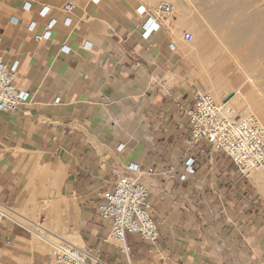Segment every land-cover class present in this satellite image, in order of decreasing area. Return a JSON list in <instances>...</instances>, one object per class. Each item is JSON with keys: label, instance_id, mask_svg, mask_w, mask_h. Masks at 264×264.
Wrapping results in <instances>:
<instances>
[{"label": "crops", "instance_id": "crops-1", "mask_svg": "<svg viewBox=\"0 0 264 264\" xmlns=\"http://www.w3.org/2000/svg\"><path fill=\"white\" fill-rule=\"evenodd\" d=\"M150 1L0 0V55L18 61L14 85L24 93L16 113H0V202L29 211L32 173L47 167L54 225L108 264H264V198L225 156L188 144L187 113L211 84L176 17L142 38L136 9L151 12ZM125 175L148 188L159 227L154 245L127 235L128 255L96 211ZM0 264L54 263L4 221Z\"/></svg>", "mask_w": 264, "mask_h": 264}, {"label": "built area", "instance_id": "built-area-1", "mask_svg": "<svg viewBox=\"0 0 264 264\" xmlns=\"http://www.w3.org/2000/svg\"><path fill=\"white\" fill-rule=\"evenodd\" d=\"M99 1L90 0L94 5ZM74 7L73 1H67L63 11L69 13ZM173 13L174 6L166 1H159L151 12L143 5L137 7L136 14L145 17L142 38L147 39L156 32ZM48 37L49 33H45L37 36L36 41ZM184 39L191 43L193 36L187 33ZM170 48L173 50V45ZM17 68L18 61L6 64L0 55L1 114L16 113L24 98V93L14 85ZM187 127L190 146L205 144L211 151L222 154L242 178L247 179L251 172H264V128L253 114L237 112L226 105V101L218 104L211 95L199 93L187 113ZM194 162V159H189L185 164L188 175L194 174ZM126 171L137 173L139 167L129 164ZM149 196L148 188L141 181L125 175L115 182L97 205L99 218L110 227V243L117 246L123 255L129 253L127 235L138 236L147 245H154L158 241L159 227L150 210ZM11 212V207L0 202V225L10 221L19 225L18 228L27 230L10 217ZM50 257L54 264H108L97 256L91 246L58 245Z\"/></svg>", "mask_w": 264, "mask_h": 264}, {"label": "bare ground", "instance_id": "bare-ground-1", "mask_svg": "<svg viewBox=\"0 0 264 264\" xmlns=\"http://www.w3.org/2000/svg\"><path fill=\"white\" fill-rule=\"evenodd\" d=\"M170 1L176 3L178 8H180V10L185 13L187 12L186 8L188 6V2H198L200 0ZM201 2H204L203 5L201 4ZM199 4L204 8V13H198L199 17L206 21L204 22L202 27L193 28L196 42L192 45V52L197 62H200V69L202 70L203 74L206 75V79L210 81L211 91L215 100L219 103H222L223 97H220L219 92L224 91L226 93L225 95L227 99L226 105L231 108L237 107L236 110L253 114L257 118L261 126L264 128V98H260L258 96V90L256 89H252L246 95L242 94L240 91L245 84H249L254 87L251 75V73L253 72L252 69L257 65L264 63V26L263 28H252L249 27V25L240 26V24L250 22L251 19V17H249L245 13L246 10H240V6H238L236 10L232 9L227 11H220L214 0H201ZM186 19V21L183 20L182 24L189 27V25L194 22L195 17H188ZM220 20L233 23L234 25L231 27L220 24ZM255 20L258 23L264 22L263 10L261 13L257 14ZM253 35H256V38H253L255 37ZM213 44H216L218 48H222L227 53H233V49L235 47L240 48V46L243 45H247L250 48V51L246 53L243 60H240L239 55L232 56V62L234 65H236L235 73L217 74V68L223 66L225 64V60H220L217 63L211 65V59L206 56L205 53L206 49ZM254 59L260 60H258V62H254ZM246 64H248V66H245ZM236 75L241 76L243 78V82L239 86V88L231 89V84L235 80ZM229 88L231 89L230 91H228ZM250 174L248 177H250ZM254 177L255 180L260 182V190L264 193V179H262L258 175ZM10 217L20 219L26 224L30 222V220L22 217L15 210L10 213ZM21 225L27 230L31 231L38 239L45 241L53 250H55L58 245L63 244H71L78 247L82 245L80 242V238L76 232L72 234L71 240H66L64 237L56 235L55 233L46 230L39 225L31 224V226H33L35 230L28 228L23 224ZM55 227V230H57L58 226Z\"/></svg>", "mask_w": 264, "mask_h": 264}, {"label": "rangeland", "instance_id": "rangeland-1", "mask_svg": "<svg viewBox=\"0 0 264 264\" xmlns=\"http://www.w3.org/2000/svg\"><path fill=\"white\" fill-rule=\"evenodd\" d=\"M148 1H150V0H148ZM159 1H168V2L173 4L174 13L169 18V20H171V18L176 17L177 20L180 23H182L183 20L186 21L187 20L186 18H188V17L189 18L193 17V16L195 17L194 22L191 25H189V27L185 26V28H186L185 31L192 34V36H193V41L191 43H189V45H188L192 51V45L196 42L195 33L193 31V28L202 27L204 22L206 21V20L200 18L199 14H198L199 12L204 13V8L199 4L201 0L198 2H191V3L188 2V4H187L188 6L186 8L187 12H185V13L182 12L180 10V8H178L176 3H174L170 0H151L150 4L156 5ZM214 2L219 7L220 11H227V10H232V9L236 10L238 8V6H240V10H243V11L246 10L245 13L249 17H251L250 22L240 24V26H244V25L248 26L249 25V27H252V28H263L264 22L258 23L255 20V17L257 16L258 13H261L262 10L264 11V0H214ZM203 3L204 2H201L202 5H203ZM220 24H223L226 26H231V27L234 25L233 23H230V22H224V20H220ZM257 26H259V27H257ZM253 36H255L253 38H256V35H253ZM180 39H181V36H180ZM233 50H234L233 53H227L222 48H218V46L216 44H213L206 49L205 55L211 59V65L217 63L220 60H222V61L225 60L224 61L225 64L223 66L217 68L218 69L217 74L235 73V66L236 65H234L232 62V56L239 55L240 60H243L246 53H248L250 51V48L247 45H243V46H240V48L235 47ZM258 60H260V59H254V62H258ZM245 66H248V64H246ZM250 69H252V68H250ZM252 70H253V72L251 73V75H252L254 87L249 85V84H245V85H243V87L241 88L240 91L242 94L246 95L252 89H256V90H258V96L260 98L261 97L264 98V63L257 65ZM204 76L206 77L205 74H204ZM242 82H243V78L239 75H236L235 80L231 84V89L239 88V86L242 84ZM231 89L229 88L228 91H230ZM201 93L209 94L214 98L211 89L208 90L207 92H201ZM225 94L226 93L224 91L219 92L220 97L221 98L223 97V101H226V95ZM214 100H215V98H214ZM217 103L219 104V102H217ZM232 108L237 112L240 111V110H236L237 107H232ZM257 175L260 176L262 179H264V173L263 172H252L250 174V178L252 179L254 184L257 186V188L259 190V194L261 195V197L264 198V193L260 190V182L255 180V177H254ZM32 176L36 177L35 181L33 182L32 186H31V190H30V191H32L31 192L32 194L30 193L29 199L24 202L26 207L29 208L30 210L29 211L28 210L22 211V210H19L18 208L11 207L12 211L15 210L19 215L30 220V222L28 224H26L20 219H16V218H14V219L16 221H18L19 223H21V224L25 225L26 227L31 228L33 230H35V229L33 226H31V224L32 225H39V226L45 228L46 230H49V231L55 233L56 235L64 237L66 240L67 239L71 240L72 234L74 232L69 233L68 228L63 229L64 227H62V226H61L62 228L60 227L61 229H59L57 227V230H55L56 227L54 225V222H55L56 217L54 216L55 215L54 213L50 212V210L55 211V212L60 211V206L56 203L55 204L52 203V200H53L52 199V197H53L52 192L56 188V181L54 179V174H53L52 170H50L47 167H42V168H39L38 171H35L34 173H32ZM18 226H17V228H18ZM18 229L23 231L25 234H27L31 238V240L34 241V243H36L37 245H39V247L42 248V251L50 257L53 249H51L45 241L38 239L30 231L22 229L21 227H19ZM79 247H83V246L80 245Z\"/></svg>", "mask_w": 264, "mask_h": 264}, {"label": "water", "instance_id": "water-1", "mask_svg": "<svg viewBox=\"0 0 264 264\" xmlns=\"http://www.w3.org/2000/svg\"><path fill=\"white\" fill-rule=\"evenodd\" d=\"M227 100V99H226Z\"/></svg>", "mask_w": 264, "mask_h": 264}]
</instances>
